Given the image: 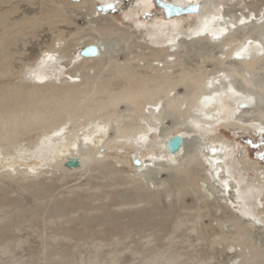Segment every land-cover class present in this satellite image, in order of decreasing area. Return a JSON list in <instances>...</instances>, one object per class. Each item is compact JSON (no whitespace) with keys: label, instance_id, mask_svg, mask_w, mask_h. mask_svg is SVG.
<instances>
[{"label":"bare ground","instance_id":"bare-ground-1","mask_svg":"<svg viewBox=\"0 0 264 264\" xmlns=\"http://www.w3.org/2000/svg\"><path fill=\"white\" fill-rule=\"evenodd\" d=\"M162 1L181 7L196 4L198 11L166 18L154 0H134L127 6L115 0H0V64L9 57L6 48L14 37L37 28L51 32L31 61L15 72L20 79L0 85V180L27 183L20 187L32 189L39 200L49 191L40 181L57 171L77 178L91 171L114 178L125 172L143 202L127 216L128 223L139 231L154 230L143 236L145 246L135 245L131 253L138 264H181L183 254L175 245L169 250L143 246L161 232L168 217L167 207L155 201L159 186L174 183L173 172L183 170L189 183L201 181L198 187L206 191L202 208L218 216L214 220L219 231L197 225L201 216L179 221L175 228L196 233L189 241L194 247L198 242H223V264H264V207L258 208L264 179L245 178L243 170L251 167L240 153L228 140L211 138L219 126L252 130L264 142V0H242L243 8L232 0ZM97 3L121 10V19L131 27L95 11ZM150 12L152 18L142 19ZM77 16L85 26L76 24ZM129 38L140 52L119 61L113 57L118 49L108 43ZM230 44L234 46L224 52ZM90 45L97 55L81 56L83 47ZM193 46L206 52L196 53L190 68L189 54L184 53ZM213 47L220 48L218 54L211 52ZM206 63H212L211 70ZM0 74L14 73L0 69ZM174 135L183 142L170 153L166 143ZM122 148L129 151L127 156H110ZM71 159L78 165L66 167ZM160 174L167 179H158ZM3 201L13 204L5 195ZM79 201H56L49 213ZM29 210L30 220L37 219L38 205ZM11 220L0 223V238ZM90 220L110 232L119 233L123 226V217L115 215L84 216L81 226L87 229ZM62 230L67 235L80 232L73 223ZM0 251L6 252V245H0ZM117 253L123 254L112 249L106 254L109 259H89L86 264H116Z\"/></svg>","mask_w":264,"mask_h":264},{"label":"rangeland","instance_id":"rangeland-1","mask_svg":"<svg viewBox=\"0 0 264 264\" xmlns=\"http://www.w3.org/2000/svg\"><path fill=\"white\" fill-rule=\"evenodd\" d=\"M133 1L115 0V4L127 6ZM231 3L234 5L236 3L239 4H236V8L244 7L242 0H232ZM94 9L98 12L102 11V13L110 14L118 25L131 27L130 22L121 19V10H111L110 6L103 3L95 4ZM152 12H150L151 14L148 13V15L143 14L141 16L142 19L152 18ZM79 18L77 16L76 24L82 27L85 26L84 19ZM184 22L182 25L186 24ZM37 29L14 37V40L10 42L11 44L8 43L9 46L6 50L10 51L9 57L0 64V69H9L14 74L9 77L1 76L0 74V85L20 79V74H15V72L19 70L22 64L29 63L31 61L30 57L37 53L40 47L44 46L43 42L46 41L47 37H51V32L47 33V31L43 32ZM47 34L48 36H46ZM125 42L120 39L117 43H108V47L113 46L114 49H118L113 57L119 61L120 59L123 60L124 57H133L140 52L133 39L129 38ZM233 46L234 44H230L225 47L224 52H229ZM189 48L190 50L187 49L184 54H189L187 63H189L190 68H193L194 61L198 57L196 53H204L206 50L197 46ZM69 50L73 52L72 48H69ZM219 51L220 48L213 47L211 52L218 54ZM212 67V63H206L205 68L207 70H211ZM211 138L228 140L233 145L234 152L241 154H239V157H243L245 166L251 167L249 170H243L245 178L250 179V177L259 176V178L264 179V142L261 135L254 133L252 130L248 132L218 126L214 129L213 137ZM25 143L23 142L22 144ZM127 151L122 148L118 153H110V156H115L116 154L122 157L123 155L127 156L129 152ZM116 168L118 169V165H116ZM173 173L174 183L168 184L167 187L160 185V196L155 199L158 206L164 205L169 210L166 224L146 247H144L145 238L143 236L152 234L154 230L143 229L139 231L128 223L127 216L141 209L143 202H139L135 193L137 191L136 184L125 172L114 178L110 175H102L97 171H91L87 175L77 178L73 174L61 176L57 171L55 174L52 173L46 177V180L42 179L40 181L49 187V191L42 198L40 197L39 200L34 198L32 189L24 191L20 187L22 184L26 185L27 183L17 184L15 182L9 183L5 179L0 180V197L5 195L6 198L13 202V204L7 201L0 203V223L4 218L13 219L7 223L6 233L0 238V245H6L7 247L6 252L0 251V264H51L52 261L53 263L66 264L70 260L86 264L89 259L98 261L109 259L106 254L112 249L117 250V252H123V254L117 253L119 259L116 264H138V257L130 251L135 245H144L143 248L150 249L168 248V250L175 245L179 252L183 254L180 259L181 264H187L184 260L188 261L189 259H194V261L203 259L205 261L204 264H223L225 261V251L222 249L224 246L223 242L216 246H206L202 244L203 242H198V245H195L197 247H194L189 244V241L196 239L197 234L190 233L182 226L179 229L175 228L179 221H196L200 216L197 225L201 223L208 227L207 229L217 228L214 220L217 215L214 218L213 212L211 213L208 209L204 210L202 208L205 206L206 191L198 187L201 185V181L198 184L197 181L193 180L189 183L183 170ZM199 173L201 174L202 171L199 170ZM160 177L167 179L165 174H160L158 179ZM166 190L170 192L169 196H167L168 192ZM74 198H78L80 201L70 204L66 209L49 213L50 207L54 202H66ZM261 202V206L259 205L258 208L264 207V199ZM35 204L38 205L39 215L37 219L32 221L30 220L31 211L29 208ZM167 209L164 208L166 211ZM206 211L208 215L202 216L203 212L206 213ZM106 215L123 217V226L119 233L106 230L105 226L95 220L88 222L87 229L80 224V219L84 216L94 219L95 217ZM70 223L76 224L80 232L67 235L62 229L70 226ZM222 227L226 229L225 224ZM217 231H219V228H217ZM126 246H129V248H125Z\"/></svg>","mask_w":264,"mask_h":264},{"label":"water","instance_id":"water-1","mask_svg":"<svg viewBox=\"0 0 264 264\" xmlns=\"http://www.w3.org/2000/svg\"><path fill=\"white\" fill-rule=\"evenodd\" d=\"M154 3L157 6H160V7H162V9H164V16L166 18L174 16V15L187 14V13H192V12L198 11L196 4L181 7L179 5L167 3V2H164L162 0H154ZM100 7H98V8H100ZM80 54H81V56H95V55H97V49H96V47H94L92 45L86 46V47H83ZM182 142H183L182 137H180L178 135H174L167 141L166 148L168 149V151L170 153H175L180 148ZM133 163L135 165H139L140 161L138 159H133ZM65 165H66V167L77 166L78 161H77V159H71V160H68V162Z\"/></svg>","mask_w":264,"mask_h":264},{"label":"snow or ice","instance_id":"snow-or-ice-1","mask_svg":"<svg viewBox=\"0 0 264 264\" xmlns=\"http://www.w3.org/2000/svg\"><path fill=\"white\" fill-rule=\"evenodd\" d=\"M241 23H243V21H241ZM49 59H51V57H49ZM213 151H215V150L213 149Z\"/></svg>","mask_w":264,"mask_h":264}]
</instances>
